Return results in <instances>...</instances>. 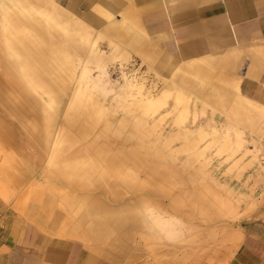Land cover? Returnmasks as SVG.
Returning <instances> with one entry per match:
<instances>
[{
	"label": "rangeland",
	"instance_id": "obj_1",
	"mask_svg": "<svg viewBox=\"0 0 264 264\" xmlns=\"http://www.w3.org/2000/svg\"><path fill=\"white\" fill-rule=\"evenodd\" d=\"M41 2L59 25H46L29 0L0 14L7 203L115 264H228L251 238L263 242L264 107L232 101L186 63L160 75L143 60V72L114 41L116 23L98 31ZM8 38L45 59L67 51L69 67L51 70L64 88L54 104L41 91L24 94L34 77L9 67Z\"/></svg>",
	"mask_w": 264,
	"mask_h": 264
},
{
	"label": "crops",
	"instance_id": "obj_2",
	"mask_svg": "<svg viewBox=\"0 0 264 264\" xmlns=\"http://www.w3.org/2000/svg\"><path fill=\"white\" fill-rule=\"evenodd\" d=\"M15 1L0 0V14ZM55 1L98 31L116 23L114 41L143 72V60L160 75L186 63L232 101L264 107V0ZM0 188V264H115L83 240L47 230L35 211H17L20 202L14 209ZM228 264H264V241L251 238Z\"/></svg>",
	"mask_w": 264,
	"mask_h": 264
},
{
	"label": "bare ground",
	"instance_id": "obj_3",
	"mask_svg": "<svg viewBox=\"0 0 264 264\" xmlns=\"http://www.w3.org/2000/svg\"><path fill=\"white\" fill-rule=\"evenodd\" d=\"M29 3L32 6V8L38 9L37 11L41 12L45 21L47 22L45 24L50 26V28L53 27V24L51 25V23H49L50 20L53 22L55 21L56 22V23H54L55 25H59L61 23V18H59L58 16H55L54 14L48 13L45 9H42V8L39 9L36 7V5H39L42 3L41 0H29ZM61 30H62V32L65 31L64 28H61ZM37 33H39V32H37ZM39 36H41V35H39ZM7 40L8 41L6 42L7 43L6 47L8 48L7 58H8L9 67L15 68L16 70L28 69L29 72H25V76L26 77H31V76L34 77L33 82L31 81V84H32L31 86L28 84H24V86H23V88L25 87L24 94L26 91H27V93H29V92L39 93L41 91L42 93H45L49 96L50 104H54L57 101L56 100L57 99V93L59 91L64 90V88L58 82L55 84L52 83V80L54 78H53V74H52L51 70L54 69V67L56 69V67H59V66L64 67V68L69 67V65L67 63V58H68V56L66 55L67 51L61 50L60 47H57V49L52 48L51 49L52 52L50 51L51 53H50L49 57L45 59V58H42L41 56L37 55L34 51H31L30 49H27V48L19 49L18 46H16V43L14 40H12L10 38H8ZM4 45H5V43H4ZM83 68L85 71H87V69H88L86 67H83ZM11 77H12V82H14V81L16 82L17 79H13V75H11ZM20 81L22 82V80H20ZM79 83H80V81H79ZM21 84H23V83H21ZM77 90H78L77 94L79 93V95L82 96L83 91L80 88H78ZM182 97H183V94L179 93L178 98L181 99ZM147 103L152 108L156 106V102H154L152 99H149ZM45 109H46V107H45ZM187 112H188V110L185 109L184 114H186ZM49 117L52 118L53 117L52 114L51 115L49 114Z\"/></svg>",
	"mask_w": 264,
	"mask_h": 264
},
{
	"label": "built area",
	"instance_id": "obj_4",
	"mask_svg": "<svg viewBox=\"0 0 264 264\" xmlns=\"http://www.w3.org/2000/svg\"><path fill=\"white\" fill-rule=\"evenodd\" d=\"M134 65H136V66L138 65L140 67V65L137 62Z\"/></svg>",
	"mask_w": 264,
	"mask_h": 264
}]
</instances>
